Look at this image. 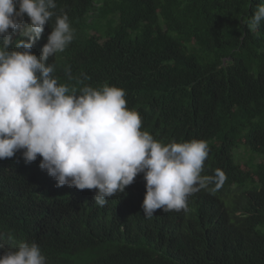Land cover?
Segmentation results:
<instances>
[{"label":"trees","instance_id":"obj_1","mask_svg":"<svg viewBox=\"0 0 264 264\" xmlns=\"http://www.w3.org/2000/svg\"><path fill=\"white\" fill-rule=\"evenodd\" d=\"M55 2L76 32L46 61L53 75L76 89L117 85L129 105L151 112L148 127L205 138L238 192L220 204L219 221L159 209L149 219L145 195L131 189L101 207L96 189L57 187L40 156L1 162L0 255L27 241L47 264H264V21L254 31L246 23L264 0ZM90 17L99 38L89 35ZM54 22L33 44L37 56ZM19 38L17 30L8 50Z\"/></svg>","mask_w":264,"mask_h":264},{"label":"clouds","instance_id":"obj_2","mask_svg":"<svg viewBox=\"0 0 264 264\" xmlns=\"http://www.w3.org/2000/svg\"><path fill=\"white\" fill-rule=\"evenodd\" d=\"M56 7L55 0H0V163H31L40 156L39 167L57 187L96 189L94 202L101 207L127 188L145 195L146 218L159 209L180 220L203 211L219 221L220 204L238 188L233 174L213 162L205 138L185 135L181 128L173 135L161 124L148 127L151 112L129 105L117 85L76 89L53 75L54 65L46 61L63 52L76 32ZM53 16L37 56L33 44ZM262 21L264 3L246 23L254 31ZM95 23L90 17L89 35L99 38ZM17 30L20 38L8 50ZM65 73L72 79L70 67ZM0 264L47 262L36 242L21 241L0 255Z\"/></svg>","mask_w":264,"mask_h":264},{"label":"rangeland","instance_id":"obj_3","mask_svg":"<svg viewBox=\"0 0 264 264\" xmlns=\"http://www.w3.org/2000/svg\"><path fill=\"white\" fill-rule=\"evenodd\" d=\"M238 152L239 153H236V154H238L239 156H242L241 154L243 153V150L242 149H238ZM235 158H236V156H235ZM236 160H237V158H236Z\"/></svg>","mask_w":264,"mask_h":264}]
</instances>
